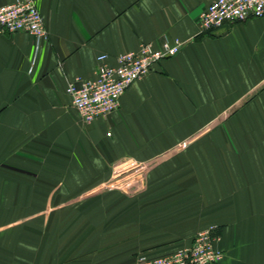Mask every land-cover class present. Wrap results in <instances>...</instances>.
<instances>
[{"label":"crops","instance_id":"obj_1","mask_svg":"<svg viewBox=\"0 0 264 264\" xmlns=\"http://www.w3.org/2000/svg\"><path fill=\"white\" fill-rule=\"evenodd\" d=\"M210 1L34 0L47 38L0 35V264H137L209 227L219 264H264V18L200 34ZM175 39L81 122L66 88L100 55ZM118 165L145 187H106Z\"/></svg>","mask_w":264,"mask_h":264},{"label":"built area","instance_id":"obj_2","mask_svg":"<svg viewBox=\"0 0 264 264\" xmlns=\"http://www.w3.org/2000/svg\"><path fill=\"white\" fill-rule=\"evenodd\" d=\"M263 18L264 0H211L199 16L198 28L200 34H209L226 24ZM15 33L29 35L36 46L47 38L42 16L34 0H17L0 6V35ZM182 45L183 42L176 39L164 41L158 48L145 43L136 52L119 55L115 67L106 64V55H100L94 79L76 78L66 88L81 122L90 124L117 111L125 91L143 79L155 63L174 57ZM212 233L213 227L199 231L190 246L167 256H140L137 264H219L223 254L215 248Z\"/></svg>","mask_w":264,"mask_h":264},{"label":"rangeland","instance_id":"obj_3","mask_svg":"<svg viewBox=\"0 0 264 264\" xmlns=\"http://www.w3.org/2000/svg\"><path fill=\"white\" fill-rule=\"evenodd\" d=\"M128 167L118 165V167H116V173L113 181L110 184H107L106 187L110 186L111 188H116L122 193H136L143 189L145 187V178L143 180L140 179L142 176V171H139L138 169H134L132 172L127 171L126 173L129 175V177L126 178L124 174L120 172L122 169L124 170ZM140 256L143 255H139L138 258Z\"/></svg>","mask_w":264,"mask_h":264}]
</instances>
